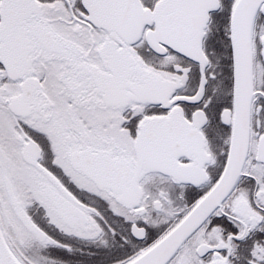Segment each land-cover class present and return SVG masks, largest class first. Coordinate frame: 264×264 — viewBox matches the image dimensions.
Returning a JSON list of instances; mask_svg holds the SVG:
<instances>
[{"label": "snow or ice", "instance_id": "obj_1", "mask_svg": "<svg viewBox=\"0 0 264 264\" xmlns=\"http://www.w3.org/2000/svg\"><path fill=\"white\" fill-rule=\"evenodd\" d=\"M0 264H264V0H0Z\"/></svg>", "mask_w": 264, "mask_h": 264}]
</instances>
